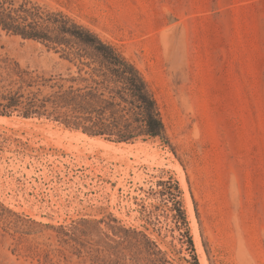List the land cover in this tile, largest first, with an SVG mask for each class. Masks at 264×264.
Listing matches in <instances>:
<instances>
[{"label": "rangeland", "instance_id": "obj_1", "mask_svg": "<svg viewBox=\"0 0 264 264\" xmlns=\"http://www.w3.org/2000/svg\"><path fill=\"white\" fill-rule=\"evenodd\" d=\"M24 1L131 61L166 139L118 155L0 116V264H264V0ZM69 67L0 29V96Z\"/></svg>", "mask_w": 264, "mask_h": 264}, {"label": "trees", "instance_id": "obj_2", "mask_svg": "<svg viewBox=\"0 0 264 264\" xmlns=\"http://www.w3.org/2000/svg\"><path fill=\"white\" fill-rule=\"evenodd\" d=\"M0 29L40 43L70 65L67 77L20 76L16 91L1 94L0 116L45 117L117 144L166 139L159 105L143 74L87 27L29 1L0 0Z\"/></svg>", "mask_w": 264, "mask_h": 264}, {"label": "bare ground", "instance_id": "obj_3", "mask_svg": "<svg viewBox=\"0 0 264 264\" xmlns=\"http://www.w3.org/2000/svg\"><path fill=\"white\" fill-rule=\"evenodd\" d=\"M7 120H10L9 118H3V117H0V122L1 121H7ZM28 121V120H27ZM31 121V120H30ZM8 122V121H7ZM66 134H71V133H67L66 132ZM68 135H66V136H68ZM72 136H77V137H79V138H81L82 140L84 139V140H86V141H89L90 142V144H91V142L93 143V145L94 144H96V145H98L100 148H102V149H104L105 151H107V153L108 152H112V153H116V154H121V155H125L126 154V156H127V154L129 153H131L132 154V151H134L133 150V148L130 146V145H128L127 143H120V144H114V143H110V142H106V141H104L103 139H101V138H92V137H89V136H87V135H85V134H83V133H81V132H79V131H77V132H75V133H72L71 134ZM74 139V138H73ZM77 140V139H76ZM85 141V142H86ZM77 143V142H76ZM89 145V144H88ZM92 145V144H91ZM132 145V144H131ZM137 145V144H136ZM95 146V145H94ZM138 146V145H137ZM143 146H145V145H143ZM136 147V146H135ZM140 148V147H139ZM136 155V154H135ZM129 156V155H128ZM124 157V156H123ZM181 172V171H180ZM182 174V173H181ZM182 176H184V174L182 175ZM182 179H183V177H182ZM190 212H191V215H192V218H194V215H193V211H192V209H190ZM197 232V231H196ZM203 258V257H202ZM202 261H203V263H205V260H204V258L202 259Z\"/></svg>", "mask_w": 264, "mask_h": 264}]
</instances>
